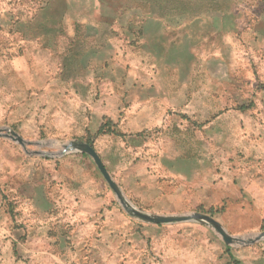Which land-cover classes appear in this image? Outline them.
I'll use <instances>...</instances> for the list:
<instances>
[{
  "label": "rangeland",
  "instance_id": "rangeland-1",
  "mask_svg": "<svg viewBox=\"0 0 264 264\" xmlns=\"http://www.w3.org/2000/svg\"><path fill=\"white\" fill-rule=\"evenodd\" d=\"M218 1L231 8L224 17L208 14L217 22L186 26L192 19L185 15L171 29L157 9L146 15L129 0H0V130L22 139L0 135V208L14 215L37 181L79 195L97 185L101 214L114 210L112 218L120 214L143 238L145 247L134 249L139 261L202 264L214 250L217 264H262L264 241L226 246L197 222L138 220L88 155L62 153L70 143L91 146L127 206L142 213L207 215L231 237L263 233L264 112L235 106L257 95L242 87L243 65L264 81V55H222L218 40L246 50L245 36L264 9ZM220 17L230 32L218 36Z\"/></svg>",
  "mask_w": 264,
  "mask_h": 264
},
{
  "label": "crops",
  "instance_id": "crops-1",
  "mask_svg": "<svg viewBox=\"0 0 264 264\" xmlns=\"http://www.w3.org/2000/svg\"><path fill=\"white\" fill-rule=\"evenodd\" d=\"M242 2L244 1L235 0L233 7L251 6L264 9V0H255V3L250 5ZM174 18H163L164 21L162 19L160 21L171 29L181 28L178 26L179 19L173 20ZM220 19L222 17L218 18ZM203 20L217 22L216 17L208 15L188 20L185 25L193 26ZM220 22L219 31L214 29V25L213 28L211 27L212 30L219 32L218 36L230 32L226 30L224 21L220 20ZM253 23V27L245 36L249 47L244 50L241 42L221 37L218 45L225 50L222 55L229 53L235 58H240L251 54L253 49H260L261 51H258L264 55V10L253 20ZM168 26L165 28L168 29ZM182 29L185 30L184 27ZM191 35L196 37L197 32ZM195 45L197 44L193 41L191 46ZM214 48L215 46H212V49ZM223 66L226 70L225 63ZM243 69L247 84H243L242 87L250 86L258 89V96L238 104L235 110L243 114H253L255 110L257 113H263L264 81L260 78L255 79L250 64L243 65ZM216 82L214 80V87ZM213 93L214 91L208 94ZM223 95L228 98L227 92H223ZM223 104L225 111L226 102ZM36 186L30 194L20 196L19 207L15 209L14 215L11 216L7 210L0 208V264H140L141 261L144 264H152L150 258L145 257L144 261L136 258L134 249L144 246V241L143 238H137L135 226L129 224L126 219V221L123 218L119 219L120 214L112 218L114 210L109 211L108 214H101L104 201L101 195L99 197L96 194V191L102 190L101 187L96 185V189L93 188L79 195L69 190L49 191L47 185L40 181L36 182ZM164 258L165 262L159 264H172L174 261L175 264H189L180 257L176 260L166 257L160 259L164 260ZM202 264H217L216 252L213 250L211 256L208 255ZM222 264L233 263L227 260V263Z\"/></svg>",
  "mask_w": 264,
  "mask_h": 264
},
{
  "label": "water",
  "instance_id": "water-1",
  "mask_svg": "<svg viewBox=\"0 0 264 264\" xmlns=\"http://www.w3.org/2000/svg\"><path fill=\"white\" fill-rule=\"evenodd\" d=\"M9 133L10 134L7 135L5 133H2V131L0 130L1 136L9 137L19 143H22V139L19 136H17L14 132H9ZM69 152H81L82 154L88 155L94 162L95 166L102 175L103 179L108 184L109 188L114 192V194L119 199V201L124 204L125 209L133 217L137 218L140 221L153 225H164V224H172L176 222L179 223L186 221L197 222L199 224L212 227L222 237V240L226 246H231L233 243L250 245L258 241H264V232L247 239L241 237H231L226 233V231L221 227V225L217 221H215L213 218L207 215L193 214L192 216H188V217H165V216H157V215H148L138 210H135L132 207H128L127 204L124 202V199L119 191L118 186L111 179L101 159L99 158V156L91 146L85 143H70L64 145L62 153H69Z\"/></svg>",
  "mask_w": 264,
  "mask_h": 264
},
{
  "label": "trees",
  "instance_id": "trees-1",
  "mask_svg": "<svg viewBox=\"0 0 264 264\" xmlns=\"http://www.w3.org/2000/svg\"><path fill=\"white\" fill-rule=\"evenodd\" d=\"M146 1L147 2L134 1V3H132V0H129L131 5H133V7H138V9L140 8L143 14L151 15L153 13L151 10L155 8V10L157 9L158 15L162 18L188 15L189 19H196L205 14L224 15L226 8H231L229 4H222L218 0H194V2H191L192 0H161L162 2L159 4H155L153 0ZM106 132L115 134L114 131L104 132L102 128L99 130V133Z\"/></svg>",
  "mask_w": 264,
  "mask_h": 264
}]
</instances>
